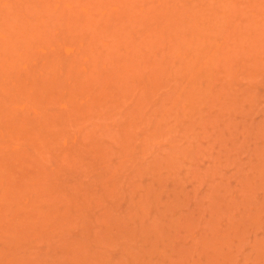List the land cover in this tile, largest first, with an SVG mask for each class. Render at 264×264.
<instances>
[{
	"label": "rangeland",
	"instance_id": "rangeland-1",
	"mask_svg": "<svg viewBox=\"0 0 264 264\" xmlns=\"http://www.w3.org/2000/svg\"><path fill=\"white\" fill-rule=\"evenodd\" d=\"M0 264H264V0H0Z\"/></svg>",
	"mask_w": 264,
	"mask_h": 264
}]
</instances>
